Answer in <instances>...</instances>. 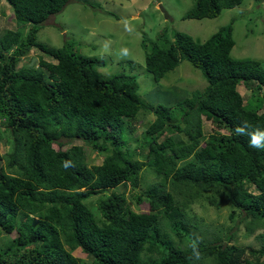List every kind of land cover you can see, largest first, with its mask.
Returning <instances> with one entry per match:
<instances>
[{
  "label": "trees",
  "instance_id": "trees-1",
  "mask_svg": "<svg viewBox=\"0 0 264 264\" xmlns=\"http://www.w3.org/2000/svg\"><path fill=\"white\" fill-rule=\"evenodd\" d=\"M68 1L4 0L16 29L0 32V124L10 147L0 155V232L16 237L0 250V264H264V150L234 131L241 121L251 125L247 132L264 130L262 99L243 104L236 91L264 90V65L230 57L233 20L201 43L181 32L172 42L164 34L140 40L152 82L185 61L206 84L170 107L150 106L138 97L133 75L103 77L96 71L103 62L74 54L69 41L59 48L36 41ZM191 1L183 20L214 19L242 2ZM30 48L50 61L17 66ZM148 113L155 117L142 143L127 150L130 120ZM72 141L101 154V163L89 166L83 147L63 150ZM135 150H145L143 161ZM142 172L153 178L144 188ZM119 186L121 192L104 195ZM98 195L95 217L88 200ZM199 203L248 218L243 237L258 231L259 247L239 246L230 229H204L193 211ZM29 245L40 257L25 262L24 252L8 261ZM75 249L89 261L74 257Z\"/></svg>",
  "mask_w": 264,
  "mask_h": 264
},
{
  "label": "rangeland",
  "instance_id": "rangeland-1",
  "mask_svg": "<svg viewBox=\"0 0 264 264\" xmlns=\"http://www.w3.org/2000/svg\"><path fill=\"white\" fill-rule=\"evenodd\" d=\"M91 4H96V7H91ZM158 5L162 7L168 18H164ZM191 7V0H70L59 13L50 17L37 31L36 41L49 48H59L65 40L69 41L68 47L74 54L103 62L96 69L103 77L116 73L133 75L138 85V97L150 106L160 104L170 107L189 98L193 91L202 90L206 84L200 73L185 61L180 62L174 70L167 72L157 83L152 82L144 69V50L140 47L142 38L154 42L159 35L164 34L165 39L172 42V33L181 32L190 36L195 42L201 43L232 19L233 47L230 57L258 61L264 65V1L256 3L253 0H242L239 6L222 10L214 19L183 20V15ZM3 29L16 28L11 10L4 0H0V32ZM40 59L50 61L39 50L30 48L27 55L19 60L17 66L29 63L36 67ZM130 62L133 66H130ZM46 75L44 71V79H47ZM236 91L241 95L243 104L249 101V97L254 96L260 97L264 103V90L255 91L253 88L245 89L240 86L236 88ZM154 117V114L148 113L130 120L134 130L130 139L124 140L127 150L128 146L133 147L142 143L146 127ZM202 123L207 134H214L209 122L202 120ZM4 136L8 137L0 124V155L10 149L9 142L5 141ZM71 146L84 148L85 160L89 166L101 163V154L91 151L80 141L70 142L68 147H63V150ZM144 156L145 150L141 152L135 150V159L143 161ZM2 162L0 161V168L3 166ZM140 175L141 188L153 182L150 173L142 172ZM128 189V187L125 188L124 195L129 200ZM121 190L119 186L105 192L104 195L111 192L119 193ZM99 197L103 196H94L88 200L90 211L95 217L98 216L95 200ZM199 204L200 206H193V211L204 229H219L224 233L230 229L235 233L236 243L239 246L259 247L260 241L255 239L258 231L246 238L243 237L248 218L244 219V222L239 221L238 218H231L229 209L222 204H218V207L207 203ZM131 208L135 209L134 206ZM138 211L145 212V205H141ZM33 217L36 219L37 215ZM15 237V232L10 234L0 232V250L11 247ZM221 237L223 238V235ZM32 248L33 245H29L25 250L19 248V252L10 255L8 261L15 263L12 259L24 252L25 262L31 260L33 256L40 257L41 254L38 252L30 253L29 250ZM72 255L89 261L79 249L73 250Z\"/></svg>",
  "mask_w": 264,
  "mask_h": 264
},
{
  "label": "clouds",
  "instance_id": "clouds-1",
  "mask_svg": "<svg viewBox=\"0 0 264 264\" xmlns=\"http://www.w3.org/2000/svg\"><path fill=\"white\" fill-rule=\"evenodd\" d=\"M249 128H251L250 124L246 121H241V123L235 127L234 131L237 135H247L249 137V147L257 150H264V130L256 128L251 132H247L246 129ZM198 256L199 254L197 253V257Z\"/></svg>",
  "mask_w": 264,
  "mask_h": 264
},
{
  "label": "water",
  "instance_id": "water-1",
  "mask_svg": "<svg viewBox=\"0 0 264 264\" xmlns=\"http://www.w3.org/2000/svg\"><path fill=\"white\" fill-rule=\"evenodd\" d=\"M159 11L163 14L164 18H168L167 14L164 12V10L162 9V7L160 5L157 6Z\"/></svg>",
  "mask_w": 264,
  "mask_h": 264
}]
</instances>
